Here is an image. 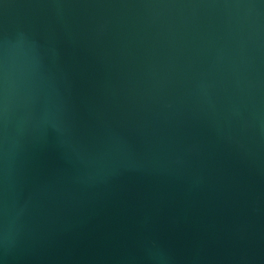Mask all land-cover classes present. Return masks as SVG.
I'll list each match as a JSON object with an SVG mask.
<instances>
[{
	"label": "water",
	"instance_id": "95a60500",
	"mask_svg": "<svg viewBox=\"0 0 264 264\" xmlns=\"http://www.w3.org/2000/svg\"><path fill=\"white\" fill-rule=\"evenodd\" d=\"M0 264H264V0H0Z\"/></svg>",
	"mask_w": 264,
	"mask_h": 264
}]
</instances>
